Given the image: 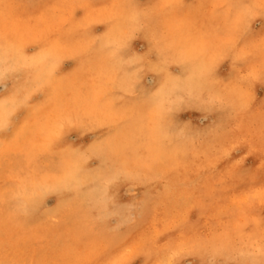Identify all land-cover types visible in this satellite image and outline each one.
Returning <instances> with one entry per match:
<instances>
[{"label": "rangeland", "instance_id": "1", "mask_svg": "<svg viewBox=\"0 0 264 264\" xmlns=\"http://www.w3.org/2000/svg\"><path fill=\"white\" fill-rule=\"evenodd\" d=\"M262 12L0 0V264H264Z\"/></svg>", "mask_w": 264, "mask_h": 264}, {"label": "bare ground", "instance_id": "2", "mask_svg": "<svg viewBox=\"0 0 264 264\" xmlns=\"http://www.w3.org/2000/svg\"><path fill=\"white\" fill-rule=\"evenodd\" d=\"M244 3H245V2H244ZM246 5H247V4H246ZM254 6H255V5H254ZM240 7H242V6H240ZM247 8H248V5H247ZM247 8H243V9H247ZM239 9H240V8H239ZM248 10H249V9H248ZM251 10H253V9H251ZM241 11H242V8H241ZM250 13H251V12H250ZM240 14H241V12H240ZM251 14H252V13H251ZM253 14H254V13H253ZM255 14H256V11H255ZM241 15H242V14H241ZM242 16H243V15H242ZM247 33H248V32H247ZM163 45H164V44H163ZM164 47H165V46H164ZM162 51H163V50H162ZM160 56H161V55H160ZM194 62H195V61H194ZM243 64H245V63H243ZM248 64H249V63H248ZM157 65H159V63H158ZM191 65H192V64H191ZM191 65H190V66H191ZM190 66H189V67H190ZM159 67H160V66H159ZM159 67H158V68H159ZM250 67H251V65H250ZM194 68H195V67H194ZM159 69H161V67H160ZM187 69H188V68H187ZM197 69H198L199 71L202 69V67H201V63H200L198 60H196V68H195V69H193L192 67H190V69H189V75H192V76H193L194 73L198 72ZM162 70H164L163 67H162ZM242 70H243V69H242ZM246 70H247V69H246ZM135 71H136V70H135ZM235 71H236V69H235ZM133 72H134V71H133ZM201 72H202V71H200V74H201V76H202V73H201ZM247 73H248V76H249V71H247ZM133 75H135V74H133ZM133 75H132V77H133L132 79L134 80V76H133ZM162 76H163V74H162ZM233 76H234V75H233ZM237 76H238V74H236V77H237ZM248 76H247V77H248ZM253 76H254V75H253ZM152 77H153V76H152ZM163 77H164V76H163ZM188 77H189V76H188ZM239 77H240V76H239ZM130 78H131V77H130ZM183 78H185V77H183ZM234 78H235V76H234ZM250 78H252V77H250ZM132 79H131V80H132ZM161 79H162V78H160V80H161ZM136 80H137V79H136ZM160 80H158V81H160ZM162 80H163V79H162ZM181 80H182V79H181ZM184 80H185V79H184ZM187 80H188V79H186V81H187ZM223 80H224V79H223ZM233 80H234V79H233ZM250 80H251V79H250ZM158 81H157V82H158ZM134 82H135V81H134ZM160 82H161V81H160ZM181 82H183V81H180V84H181ZM184 82H185V81H184ZM184 82H183V83H184ZM199 82H200V81H199ZM233 82H234V81H233ZM238 82H239V81H238ZM250 82H251V81H250ZM123 83H124V82H123ZM223 83H224V81H223ZM129 84H131V83L129 82ZM173 84H174V83H173ZM175 84H176V83H175ZM184 84H185V86L188 85V84H186V82H185ZM221 84H222V83H221ZM234 84H236V83H234ZM237 84H238V83H237ZM237 84H236V85H237ZM241 84H242V83H241ZM155 85H156V84H155ZM197 85H199V84H197ZM222 85H223V84H222ZM230 85H231V84H230ZM123 86H124V85H123ZM162 86H163V84H162ZM170 86H171V84H170ZM173 86H174V85H173ZM185 86H183V87H185ZM193 86H194V85H193ZM193 86H192V87H193ZM202 86H204V84H203ZM233 86H234V85H233ZM124 87H125V86H124ZM126 87H128L127 84H126ZM159 87H160V86H159ZM159 87H158V88H159ZM188 87H189V86H188ZM199 87H200V85H199ZM227 87H228V86H227ZM235 87H237V86H235ZM238 87H239V85H238ZM130 88H131V87H130ZM152 88H153V87H152ZM174 88H175V87H174ZM195 88H196V87H195ZM128 89H129V88H128ZM156 89H157V88H156ZM181 89H182V88H181ZM181 89H180V90H181ZM184 89H187V88H184ZM188 89H189V88H188ZM190 89H191V91H192V88H190ZM199 89H200V88H199ZM225 89H226V88H225ZM232 89H233V88H232ZM236 89H237V88H235V90H236ZM125 90H126V89H125ZM178 90H179V89H178ZM193 90H195V89L193 88ZM228 90H230V89H228ZM235 90H234V91H235ZM237 90H238V89H237ZM237 90H236V91H237ZM130 91H131V90H130ZM161 91H164V90H161ZM166 91H167V90H166ZM184 91H186V90H184ZM201 91H202V90H201ZM230 91H231V93H232V90H230ZM251 91H252V90H251ZM169 92H170V90H169ZM175 92H176V91H174L173 93H175ZM179 92H180V91H179ZM181 92H182V90H181ZM181 92H180V93H181ZM187 92H190V90L187 91ZM198 92H200V91L198 90ZM223 92H224V91H223ZM150 93H151V92H150ZM159 93H162V92H159ZM192 93H193V92H192ZM192 93H191V97H192ZM195 93H196V91H195ZM200 93H201V92H200ZM211 93H212V92H211ZM226 93H227V90H226ZM233 93L235 94L236 92H233ZM8 94H9V93H8ZM162 94H165V93L163 92ZM168 94L170 95V93H168ZM182 94H183V93H182ZM186 94H187V93H185V95H186ZM209 94H210V93H209ZM236 94H237V93H236ZM151 95H152V94H151ZM156 95L158 96V94H156ZM159 95L161 96V94H159ZM172 95H173V94H172ZM187 95H188V94H187ZM194 95H195V94H194ZM199 95H200V94H199ZM222 95H223V94H222ZM225 95H226V94H225ZM225 95L223 96V99H224ZM5 96H6V95H5ZM165 96H166V95H165ZM165 96H164L163 98H165ZM211 96L213 97L212 94H211ZM218 96H219V95H218ZM237 96H238V95H237ZM237 96H236V97H237ZM147 97L149 98V94H148ZM161 97H162V96H161ZM161 97H158V98H161ZM187 97H188V96H187ZM191 97H190V98H191ZM195 97H196V96H195ZM203 97H204V99H205V96H203ZM221 97H222V96H221ZM138 98H139V97H138ZM148 98H147V99H148ZM169 98H170V99H169L170 101H171V100L173 101V99L176 100V96H175V98H174V96H173V99H172V98H171V95H170ZM180 98H183V97H180ZM180 98H178V96H177V100L180 99ZM184 98H185V97H184ZM218 98H219V97H218ZM237 98H238V97H237ZM242 98H244V97H241V99H242ZM152 99H153V98H152ZM166 99H168V98H166ZM166 99H165V101H166ZM197 99L199 100L200 98L197 97ZM207 99H208V97H207ZM209 99H210V97H209ZM209 99H208V101H209ZM5 100H6V99H4V101H5ZM145 100H146V98L144 99V101H145ZM169 100H168V101H169ZM187 100H189V99H186V102H187ZM192 100H193V98H192ZM210 100H211V99H210ZM226 100H228V99H226ZM226 100H225V101H226ZM2 101H3V98H2ZM139 101H140V100H139ZM144 101H143V102H144ZM168 101H166L167 104H168ZM170 101H169V102H170ZM178 101H179V100H178ZM130 102H131V100H130ZM175 102H176V101H175ZM181 102H182V99H181ZM181 102H180V103H181ZM192 102H194V101H192ZM203 102H204V100H203ZM203 102L201 101L200 103L203 104ZM226 102H227V101H226ZM1 103H3V102H1ZM161 103H162V102H161ZM223 103H224V102L221 103V106H222ZM238 103H239V102H238ZM238 103H237V105H239ZM134 104H135V103H134ZM141 104H142V103H141ZM164 104H165V102H164ZM170 104H171V102H170ZM186 104H187V103H186ZM188 104H190V103H188ZM196 104H199V103H196ZM196 104H195V105H196ZM204 104H205V103H204ZM225 104H226V103H225ZM227 104H228V103H227ZM260 104H261V103H260ZM132 105H133V103H132ZM157 105H158V103H157ZM162 105H163V104H162ZM173 105H174V104H173ZM184 105H185V104H184ZM184 105H180V107H181V106H184ZM261 105H262V104H261ZM261 105H259V106H261ZM176 106H177V105H176ZM186 106L188 107L189 105H186ZM205 106H206V105H205ZM221 106H220V107H221ZM225 106H226V105H225ZM225 106H224V107H225ZM239 106H240V105H239ZM153 107H156V105L154 106V104H153ZM187 107H186V108H187ZM191 107H192V106H191ZM224 107H223V108H224ZM226 107H227V106H226ZM231 107H233V105H232ZM125 108H126V107H125ZM136 108H137V107H136ZM156 108H157V107H156ZM159 108H160V105H159ZM170 108H171V107L169 106V109H170ZM174 108H175V106H174ZM174 108H173V109H174ZM189 108H190V107H189ZM223 108H222V109H223ZM233 108H235V106H234ZM132 109H134V107H133ZM141 109H142V108H141ZM176 109H177V108H176ZM179 109H180V108H179ZM181 109H182V108H181ZM197 109H198V107H197ZM199 109H200V108H199ZM216 109H217V108H216ZM228 109H229V108H228ZM228 109H227V110H228ZM19 110H20V109H19ZM21 110H22V109H21ZM137 110H138L137 112L139 113V109H137ZM143 110H144V107H143ZM160 110H161V109H160ZM170 110H172V109H170ZM186 110H187V109H186ZM206 110H207V109H206ZM210 110H212V109H210ZM214 110H215V109H214ZM227 110H226V111H227ZM237 110H238V109H237ZM237 110H236V109H235V110L233 109L232 111L235 112V111H237ZM150 111H151V112H152V111L157 112L155 108H154V109H151ZM172 111H173V110H172ZM174 111H175V110H174ZM174 111H173V112H174ZM189 111H190V110H189ZM191 111H192V110H191ZM191 111H190V112H191ZM193 111H194V110H193ZM204 111H205V110H204ZM218 111H219V110H218ZM230 111H231V109H230ZM230 111H229V112H230ZM20 112H21V111H20ZM144 112H145V111H144ZM151 112H150V113H151ZM183 112H184V111H183ZM221 112H222V111H221ZM223 112H224V110H223ZM229 112H228L227 115H230ZM242 112H245V110L243 109ZM142 113H143V112L141 111L139 115H141ZM177 113H178V112H177ZM181 113H182V112H180L179 114L181 115ZM195 113H196V112H195ZM247 113H248V112H247ZM19 114H20V113H19ZM145 114H147V112H145ZM145 114H144V116H145ZM156 114H157V113H155L154 115H156ZM196 114H197V113H196ZM221 114H222V113H220V115H221ZM234 114H235V113H234ZM245 114H246V113H245ZM245 114L243 113V116H244V117H245ZM142 115H143V114H142ZM142 115H141V116H142ZM150 115H151V114H150ZM188 115H189V114H188ZM223 115H225V113H224ZM141 116H139V119H140ZM174 116H175V115H174ZM230 116H231V118H232L234 115H233V116L230 115ZM236 116H237V115H236ZM142 117H143V116H142ZM150 117H151V116H150ZM150 117H147V115H146V119H147V118L149 119ZM155 117H156V116H155ZM172 117H173V116H172ZM177 117H178V115H177ZM205 117H206V116H205ZM209 117H210V116H209ZM221 117H222V116H221ZM234 117H235V116H234ZM234 117H233V118H234ZM144 118H145V117H143V119H144ZM185 118H186V117H185ZM188 118H189V117H188ZM224 118H225V117H224ZM229 118H230V117H229ZM229 118H228V119H229ZM231 118H230V120H231ZM148 119L146 120L147 122L149 121ZM169 119H170V118H169ZM171 119H172V118H171ZM181 119H182V115H181ZM183 119H184V118H183ZM189 119H190V118H189ZM150 120H151V121H149V122L153 123L151 118H150ZM153 120H154V119H153ZM164 120H165V119H164ZM164 120H163V121H164ZM166 120H167V119H166ZM210 120H211V119H210ZM210 120H209V121H210ZM217 120H219V119H217ZM226 120H227V118H226ZM168 121H169V120H168ZM175 121H176V120H175ZM180 121H181V120H180ZM182 121H183V120H182ZM186 121H187V119H186ZM189 121H190V120H189ZM189 121H188V122H189ZM220 121H221V120H220ZM147 122H144V123L146 124ZM176 122H177V121H176ZM188 122H187V124H188ZM239 122H240V121H239ZM144 123H142V126H143ZM189 123H190V122H189ZM192 123H193V122H192ZM207 123H208V122H207ZM211 123H212V122H211ZM222 123H223V122H222ZM226 123H227V122H226ZM235 123L237 124V122H235ZM241 123H242V122H241ZM169 124H170V123H169ZM173 124H174V122H173ZM173 124H172V125H173ZM190 124H191V123H190ZM148 125L150 126V124H148ZM191 125H192V124H191ZM193 125H194V124H193ZM216 125H217V124H216ZM218 125H219V124H218ZM239 125H240V124H239ZM142 126H141V128H142V130H143V128L145 127V125H144V127H142ZM166 126H167V125H166ZM168 126H169V125H168ZM200 126H201V125H200ZM237 126H238V125H237ZM172 127H173V126H172ZM172 127H171V129H173ZM174 127H175V126H174ZM177 127H178V125H177ZM189 127H190V126H189ZM229 127H230V126H228L227 128H229ZM141 128H140V129H141ZM146 128H147V127H146ZM151 128H152V126H151ZM191 128H192V127H191ZM198 128H199V127H198ZM219 128H220V127H219ZM219 128H218V129H219ZM227 128H225V129H227ZM238 128H239V126H238ZM169 129H170V127H169ZM193 129H194V128H192V130H193ZM200 129H201V128H200ZM205 129H206V128H205ZM229 129L231 130V128H229ZM240 129H241V125H240ZM184 130H185V129H184ZM186 130H187V129H186ZM5 131H6V130H5ZM144 131H145V130H144ZM149 131H150V130H149ZM149 131H148V132H149ZM175 131H176V129H175ZM190 131H191V130H190ZM194 131H195V130H194ZM207 131H208V130H207ZM215 131H217V128H216ZM179 132H180V131H179ZM182 132H183V129H182ZM188 132H189V131H188ZM191 132H192V131H191ZM197 132H199V131H197ZM210 132H212V131H210ZM9 133H10V132H9ZM142 133H143V132H142ZM145 133H146V132H145ZM166 133H167V129H166ZM168 133H169V132H168ZM171 133H172V132H171ZM171 133H170V135H171ZM199 133H200V132H199ZM203 133L205 134V131H203ZM219 133H221V131H220ZM226 133H227V131H226ZM226 133L224 132V135H226ZM143 134H144V133H143ZM178 134H179V133H178ZM186 134H188V133L186 132ZM189 134H190V133H189ZM200 134H201V133H200ZM7 135H8V134H7ZM193 135H196V134L193 133ZM216 135H217V134H216ZM183 136H184V135H183ZM207 136H208V135H207ZM180 137H181V136H180ZM191 137H192V135H191ZM195 137H196V136H195ZM220 137H221V136H220ZM55 138H56V137H55ZM214 138H215V137H214ZM227 138H228V137H227ZM227 138H225V139H227ZM232 138H234V137H232ZM195 139H196V138H195ZM208 139H209V138H208ZM187 140H188V138H187ZM219 140H220V139H219ZM256 141H257V140H256ZM185 142H186V139H185ZM190 142H191V140H190ZM208 142H209V141H208ZM225 142H226V141H225ZM186 143H188V141H187ZM179 144H180V143H179ZM187 146H188V145H187ZM77 147H78V146H77ZM79 147H80V146H79ZM174 148H175V147H174ZM231 148H232V147H231ZM189 149H190V147H189ZM191 149H192V148H191ZM174 150H175V149H174ZM175 151H176V150H175ZM191 152H192V151H191ZM38 153H39V152H38ZM22 154H23V153H22ZM167 154H168V153H167ZM173 154H174V152H173ZM170 155H171V154H170ZM232 155H233V154H232ZM173 156H174V158H175L176 155H173ZM56 157H57V156H56ZM110 157H111V156H110ZM178 157H179V156H178ZM187 157H188V156H187ZM172 158H173V157H172ZM176 158H177V157H176ZM181 159H183V158H181ZM185 159H186V158H185ZM178 160H179V159H178ZM175 161H176V160H175ZM173 162H174V159H173ZM179 162H181V160H180ZM33 165H34V164H33ZM236 166H237V164H236ZM40 171H41V170H40ZM242 173H243V172H242ZM97 174H98V173H97ZM239 177H240V176H239ZM122 179H123V177H122ZM93 181H94V180H93ZM151 181H152V180H151ZM226 181H227V180H226ZM236 181H237V180H236ZM113 182H114V181H113ZM116 182H117V181L115 180L114 183L116 184ZM123 182H124V181H123ZM123 182H122V183H123ZM142 182H143V181H142ZM92 183H93V182H92ZM117 183H118V182H117ZM120 185H121V184H120ZM122 186H123V184H122ZM114 187H116V186H114ZM117 188H118V187H117ZM113 189H114V188H113ZM215 190H216V189H215ZM12 193H13V192H12ZM113 195H114V194H113ZM115 195H116V194H115ZM10 196H11V195H10ZM113 199H114V197H113ZM113 199H112V200H113ZM203 201H204V200H203ZM1 202H2V201H1ZM16 202H17V201H16ZM84 202H85V201H84ZM82 203H83V202H82ZM153 203H154V202H153ZM9 204H10V203H9ZM13 205H14V204H13ZM14 206H15V205H14ZM253 206H254V204H253ZM253 206H252V207H253ZM10 207H11V206H10ZM84 207H85V206H84ZM196 207H197V206H196ZM6 208H7V207H6ZM153 208H155V207L153 206ZM81 210H82V209H81ZM13 211H14V209H13ZM85 211H86V210H85ZM101 211H102V210H101ZM11 212H12V211H11ZM76 213H77V210H76ZM84 213H85V212H84ZM3 214H4V213H3ZM10 214H11V213H10ZM110 214H111V213H110ZM13 215H14V214H13ZM85 215H86V214H85ZM96 215H97V214H96ZM9 216L11 217V215H9ZM96 217H97V216H96ZM187 217H188V216H187ZM22 218H23V217H22ZM99 218H100V217H99ZM106 218H107V217H106ZM11 219H12V218H11ZM15 219H16V216H15ZM91 219H92V218H91ZM91 219H90V220H91ZM186 219H187V218H186ZM64 220H65V219H64ZM12 221H13V220H12ZM21 221H22V220H21ZM92 221H93V220H92ZM122 221H123V220H122ZM90 222H91V221H90ZM74 223H75V222H74ZM76 223H77V222H76ZM188 223H189V222H188ZM6 225H7V224H6ZM175 225H176V223H175ZM10 226H11V225H10ZM5 227H6V226H5ZM154 227H155V226H154ZM172 227H174V226H172ZM172 227H171V228H172ZM244 227H245V226H244ZM10 228H11V227H10ZM20 229H21V228H20ZM74 229H75V228H74ZM77 229H78V228H77ZM95 229H96V228H95ZM126 229H127V228H126ZM166 230H167V229H166ZM121 232H122V231H121ZM163 232H164V231H163ZM3 234H4V233H3ZM112 234H113V233H112ZM158 234H159V233H158ZM247 234H248V232H247ZM245 236H246V235H245ZM53 237H54V236H53ZM111 237H112V236H111ZM135 237H136V236H135ZM155 237H156V235H155ZM247 237H248V236H246V238H247ZM112 238H113V237H112ZM136 238H137V237H136ZM136 238H135V239H136ZM247 239H249V238H247ZM57 240H58V239H57ZM67 240H68V239H67ZM33 242H34V241H33ZM101 242H102V241H101ZM249 242H250V240L248 241V243H249ZM243 243H244V242H242V244H243ZM245 243H247V242L245 241ZM29 244H30V243H29ZM100 244H101V243H100ZM113 245H114V244H113ZM233 245H234V244H233ZM250 245H251V243H250ZM222 246H223V245H222ZM225 246H226V244H225ZM225 246H224V247H225ZM236 246H237V245H235V247H236ZM243 246H244V245H243ZM246 246H247V244L245 245L244 249L246 248ZM248 246H249V245H248ZM35 247H36V246H35ZM100 247H101V246H100ZM135 247H136V246H135ZM208 247H209V246H208ZM208 247H207V248H208ZM219 247H220V245H219ZM226 247H227V246H226ZM229 247H230V246H229ZM203 248H204V247H202V249H203ZM205 248H206V247H205ZM210 248H211V247H210ZM210 248H208V249H210ZM217 248H218V247H217ZM220 248H221V247H220ZM237 248H238V246L236 247V249H237ZM41 249H42V248H41ZM134 249H135V248H134ZM187 249H188V248H187ZM197 249H199V247H197ZM197 249H196L195 253L197 252ZM208 249H207V250H208ZM213 249H214V248H212L211 250L213 251ZM218 249H219V248H218ZM229 249L232 250V248H229ZM234 249H235V248H234ZM241 249H242V247H241ZM223 250H224V249H223ZM223 250H222V251H223ZM237 250H240V248L237 249ZM237 250H236L235 252L238 253L239 251H237ZM65 251H66V250H65ZM93 251H94V249H93ZM205 251H206V250L204 249V253H205ZM209 251H210V250H209ZM209 251H208V252H209ZM218 251H219V250H218ZM240 251H241V250H240ZM244 251H245V250H244ZM246 251H250V248H249V250H246ZM63 252H64V251H63ZM90 252H91V251H90ZM136 252H137V250H136ZM182 252H183V251H182ZM184 252H185V251H184ZM189 252H190V251H188L189 257L192 256V257L194 258V257L198 256V254H196V256H194L195 254H194V253H191L192 251H191L190 253H189ZM198 252H199V254H200V251H199V250H198ZM229 252H230V251H229ZM231 252H232V251H231ZM231 252H230V253H231ZM74 253H75V252H74ZM123 253H124V252H123ZM177 253H178V252H177ZM186 253H187V252H186ZM204 253H203V254H204ZM212 253H213V252H212ZM144 254H145V253H144ZM175 254H176V253H175ZM178 254H179V253H178ZM180 254H181V253H180ZM188 254H187V255H188ZM203 254H202V255H203ZM208 254H211V252L208 253ZM227 254H228V253H227ZM232 254H233V253H232ZM246 254H247V253H246ZM176 255H177V254H176ZM202 255H201V257H202ZM206 255H207V253H206ZM212 255H214V254H212ZM234 255H236V254H233V256H234ZM241 255H242V254H241ZM133 256H134V255H133ZM147 256H148V255H147ZM238 256H240V252H239V255H237V257H238ZM142 257H143V256H142ZM210 257H211V256H210ZM242 257H243V255H242ZM248 257H250V256H248ZM183 258H184V257H183ZM193 258H192V259H193ZM198 258H199V257H198ZM144 259H145V258H144ZM176 259H177V262H176V261H175V262L178 263V264H181V261H182L183 259L181 260V257H177ZM200 259H201V258H200ZM212 259H213V257L211 258V260H212ZM228 259H229V258H228ZM91 260H92V259H91ZM173 260H175V259H173ZM216 260H217V258H216ZM220 260H221V259H220ZM224 260H225V259H224ZM141 261H142V260H141ZM226 261H227V259H226ZM226 261H225V262H226ZM142 262H144V260H143ZM173 262H174V261H173ZM218 262H219V261H217V263H218ZM220 262H221V261H220ZM230 262H231V261H230ZM232 262H233V261H232ZM121 263H123V262H121ZM176 263H175V264H176ZM234 263H235V262H234ZM39 264H40V263H39ZM43 264H44V263H43ZM171 264H172V263H171ZM197 264H198V263H197ZM208 264H213V262H212V263H209V261H208ZM226 264H229V263H226Z\"/></svg>", "mask_w": 264, "mask_h": 264}, {"label": "snow or ice", "instance_id": "3", "mask_svg": "<svg viewBox=\"0 0 264 264\" xmlns=\"http://www.w3.org/2000/svg\"><path fill=\"white\" fill-rule=\"evenodd\" d=\"M262 16H264V12L261 13ZM156 21L153 20V23H155ZM250 59L253 62H259L262 66V78H264V52H261L258 55H253L250 57Z\"/></svg>", "mask_w": 264, "mask_h": 264}]
</instances>
